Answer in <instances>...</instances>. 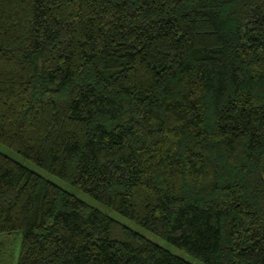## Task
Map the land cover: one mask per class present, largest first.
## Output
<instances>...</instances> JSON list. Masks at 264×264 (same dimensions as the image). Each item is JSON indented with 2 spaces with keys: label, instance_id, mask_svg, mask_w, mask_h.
<instances>
[{
  "label": "trees",
  "instance_id": "obj_1",
  "mask_svg": "<svg viewBox=\"0 0 264 264\" xmlns=\"http://www.w3.org/2000/svg\"><path fill=\"white\" fill-rule=\"evenodd\" d=\"M0 142L206 264H264V0H0ZM18 264H192L0 152Z\"/></svg>",
  "mask_w": 264,
  "mask_h": 264
},
{
  "label": "rangeland",
  "instance_id": "obj_2",
  "mask_svg": "<svg viewBox=\"0 0 264 264\" xmlns=\"http://www.w3.org/2000/svg\"><path fill=\"white\" fill-rule=\"evenodd\" d=\"M0 152L8 155L9 157L13 158L14 160L22 163L23 165L27 166L31 170L39 173L46 179L50 180L51 182L59 185L60 187L64 188L65 190L71 192L84 202H86L88 205L95 207L108 216L114 218L115 220L121 222L122 224L132 228L133 230L139 232L146 238L152 240L153 242L163 246L164 248L171 251L173 254L187 260L188 262L192 264H206L205 262H202L201 260L191 256L189 253H187L184 250H181L170 243H168L164 238L152 233L151 231L147 230L146 228L142 227L138 223L134 222L133 220L119 214L115 210L103 205L102 203L98 202L97 200L90 197L88 194L83 192L82 190L78 189L77 187L71 185L70 183L64 181L63 179H60L49 172H47L45 169L38 166L33 161L23 157L16 151L12 150L11 148L7 147L3 143L0 142ZM22 246V234L17 233L14 235L9 234H0V264H18V259L21 251Z\"/></svg>",
  "mask_w": 264,
  "mask_h": 264
}]
</instances>
